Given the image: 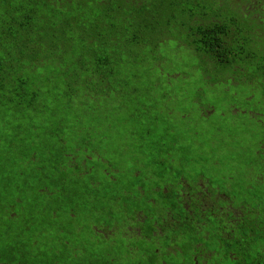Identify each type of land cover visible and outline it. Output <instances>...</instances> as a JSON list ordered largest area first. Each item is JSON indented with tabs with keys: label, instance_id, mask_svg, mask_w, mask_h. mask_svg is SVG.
I'll return each instance as SVG.
<instances>
[{
	"label": "rangeland",
	"instance_id": "374dc122",
	"mask_svg": "<svg viewBox=\"0 0 264 264\" xmlns=\"http://www.w3.org/2000/svg\"><path fill=\"white\" fill-rule=\"evenodd\" d=\"M186 26L179 19L177 31L172 29L169 36L160 25L149 36L152 45L99 48L110 61L102 67L108 74L106 96L99 98L80 76L73 86L63 83L51 65L27 71L32 82L25 100L15 94V88L22 91V72L9 76L0 90L1 264L10 258L37 264H97L115 258L118 264L130 262L128 252L127 260L117 256L130 240L125 245L122 238L115 243L97 239L90 227L97 220L123 224L113 218L114 210L134 209L137 203L111 194L137 192V186L145 188L146 196L153 194L151 211L167 204L170 214H178L180 207L161 196L159 187L166 181L168 194L172 185L178 187L174 180L179 173L188 181L201 173L209 190L222 185L220 198L227 194L232 201L249 204L246 211H232L253 230L241 242L250 254L260 251L255 223L264 221V178L257 174L256 140L264 135L263 78L257 83L238 69L232 73L207 67V57L194 49L196 43L184 44L190 38ZM28 57L23 54L24 61ZM239 58L234 51L232 65L238 66ZM64 73L75 78L82 70L69 66ZM86 109L89 114L81 113H88ZM62 145L75 163L61 158V150L67 154ZM78 147L91 158L79 161ZM91 150L118 168L117 180L109 179L110 169ZM152 219L149 234L155 226ZM161 229L148 240L149 255L144 254L145 244L135 245L133 255L142 257L143 264L187 262L195 243L205 246L209 264H232L224 257L226 243L213 237L215 223L199 231L193 223ZM158 245L168 247L162 257L154 252Z\"/></svg>",
	"mask_w": 264,
	"mask_h": 264
},
{
	"label": "trees",
	"instance_id": "16d2710c",
	"mask_svg": "<svg viewBox=\"0 0 264 264\" xmlns=\"http://www.w3.org/2000/svg\"><path fill=\"white\" fill-rule=\"evenodd\" d=\"M204 16L213 18L202 23L200 19ZM179 19L182 27L187 25L185 32L190 37L189 43L184 44L192 47L196 43L194 49L207 57V67L232 73L238 69L241 76L247 73L257 83L262 76L260 82L264 83V0H0V90L9 83V76L22 72L18 83L22 91L15 88V94L25 100L32 82L27 71L51 65L63 83L73 86L72 82H77L80 76L86 86L93 88L97 98L106 96L108 74L102 67L110 65V61L107 53L98 49L132 50L149 41L152 45L150 34L162 25L161 32L170 36L172 29L177 31ZM235 46L239 47L238 51ZM69 51L73 57L67 58ZM234 51L240 55L238 66L231 63ZM23 54L30 57L24 61ZM69 66L82 73L73 78L70 73H64ZM87 111L81 113L89 114ZM256 141L260 163L257 174L263 179L264 135ZM61 148L65 151L63 145ZM61 151V158H66L70 165L75 163L70 161L72 154L65 151L64 155ZM90 152L110 169L111 165L96 151ZM88 155L82 147L75 154L81 162ZM193 181L191 188L178 191L170 188V193L185 191L195 195L192 206L198 216L195 229L217 224L213 237L226 243L224 257L232 264H264V221L255 223L256 237L262 239L260 251L250 254L248 245L241 240L247 230H253L246 218L235 216L232 211L242 208V212L246 211L249 204L232 201L227 194L220 198L217 193L222 185L211 191L207 178L201 186L195 183L196 179ZM261 212L264 213V208ZM246 222L248 227L243 226ZM230 254L237 258L232 260Z\"/></svg>",
	"mask_w": 264,
	"mask_h": 264
},
{
	"label": "flooded vegetation",
	"instance_id": "af4514ba",
	"mask_svg": "<svg viewBox=\"0 0 264 264\" xmlns=\"http://www.w3.org/2000/svg\"><path fill=\"white\" fill-rule=\"evenodd\" d=\"M88 158H91L89 156ZM117 167H111L110 166V172H109V179L117 180ZM106 173H108L106 171ZM193 179H196L195 183L198 186H201L204 184L203 180L205 178L201 173H197ZM190 180L188 181L184 177L181 176L179 173L178 176L175 178L174 183L178 185V187H174L172 185V190L177 191L178 188H191V186L194 184V181ZM198 182V183H197ZM166 181L163 182V188L159 187V190L161 191L159 194L163 197H166L168 199L172 200L171 205L176 204L180 207V211L178 214L173 215L170 214L171 212V206L165 204L161 209L151 211L149 207L153 205L155 202L154 196L152 193H147V196L145 195L146 192H144L145 188L142 186H137L136 190L137 192H125V193H112V198H120V197H128L134 199L137 203V208L134 209H124V210H114L113 218H121L123 221V224H115L112 220L110 225L107 223V220L102 221H96L90 227L92 234L95 232L97 239H106L111 238L112 242H116L118 239H126V244H128L129 240V246L126 250H123V253L121 255H117L118 258L121 260V258H125L127 260V252L129 253V259L130 262H126L124 264H143V258L140 257L139 259H136L134 257L135 252V245L139 242H142L145 244V251L144 254L147 256L149 255L148 250V240L151 238L152 235L155 233L161 234L162 233V226L172 225L173 223H182V224H188L193 223L194 227H196L197 224V213L192 210L193 202L195 201V195L184 192H174V193H168L164 194L167 190L165 187ZM170 185V183H167ZM170 188V187H169ZM155 191H157V187L153 188ZM179 189V190H180ZM164 194V195H163ZM170 214V215H168ZM202 214H200L201 217ZM153 218L152 220L155 221V226L153 227L151 233L149 234L148 230L152 226V224L149 222V219ZM170 221H173L171 224ZM170 222V223H168ZM193 254L191 257L187 259V262H181L180 264H209V257L210 254L206 255V252L203 251L205 249L204 245H200L199 243L193 244ZM166 248H162L161 245H158L154 249V252L162 257V254L165 253ZM230 256V257H229ZM116 257V256H115ZM229 258L232 260L236 259V256L228 255ZM5 264H37L36 262H32L29 259H18L14 258L9 261H5ZM121 262V261H120ZM97 264H118L117 259L110 261H103L100 260L98 262H95ZM1 264V263H0ZM42 264V263H41ZM94 264V263H91ZM123 264V262H121Z\"/></svg>",
	"mask_w": 264,
	"mask_h": 264
}]
</instances>
